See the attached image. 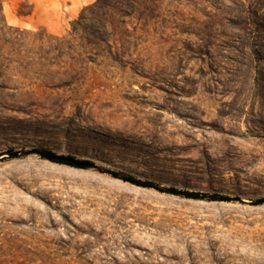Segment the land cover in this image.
Wrapping results in <instances>:
<instances>
[{
    "label": "rangeland",
    "instance_id": "1",
    "mask_svg": "<svg viewBox=\"0 0 264 264\" xmlns=\"http://www.w3.org/2000/svg\"><path fill=\"white\" fill-rule=\"evenodd\" d=\"M0 264H264V0H0Z\"/></svg>",
    "mask_w": 264,
    "mask_h": 264
},
{
    "label": "water",
    "instance_id": "2",
    "mask_svg": "<svg viewBox=\"0 0 264 264\" xmlns=\"http://www.w3.org/2000/svg\"><path fill=\"white\" fill-rule=\"evenodd\" d=\"M41 154L43 156H46L48 158H51V159H56V160H61V161H68V162H72L74 164H77V165H91V163L87 160H82V159H79V158H76L74 156H71V155H64V154H58V153H55L53 151H42ZM146 184L150 185V186H154V187H161L160 185H157V184H154V183H151V182H146ZM173 191H176L175 189H171Z\"/></svg>",
    "mask_w": 264,
    "mask_h": 264
},
{
    "label": "trees",
    "instance_id": "3",
    "mask_svg": "<svg viewBox=\"0 0 264 264\" xmlns=\"http://www.w3.org/2000/svg\"><path fill=\"white\" fill-rule=\"evenodd\" d=\"M92 7V6H91ZM86 9L87 10H89L90 8H84V10H83V12H82V14H81V19L82 18H85V16H84V11H86ZM62 162H65V163H68V164H71V165H77V164H74V163H72V162H68V161H62ZM77 166H79V165H77Z\"/></svg>",
    "mask_w": 264,
    "mask_h": 264
}]
</instances>
